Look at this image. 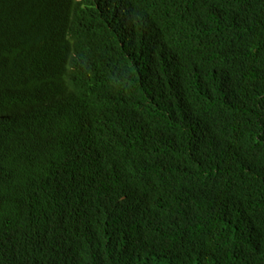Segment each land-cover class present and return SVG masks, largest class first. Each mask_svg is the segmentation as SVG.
I'll use <instances>...</instances> for the list:
<instances>
[{"label":"trees","instance_id":"trees-1","mask_svg":"<svg viewBox=\"0 0 264 264\" xmlns=\"http://www.w3.org/2000/svg\"><path fill=\"white\" fill-rule=\"evenodd\" d=\"M0 264H264V0H0Z\"/></svg>","mask_w":264,"mask_h":264},{"label":"bare ground","instance_id":"bare-ground-1","mask_svg":"<svg viewBox=\"0 0 264 264\" xmlns=\"http://www.w3.org/2000/svg\"><path fill=\"white\" fill-rule=\"evenodd\" d=\"M13 13H16V14H20L18 11H14ZM4 23L6 24V26L7 27H10V28H12V27H15V25L13 24V23H10L9 21H4ZM115 28V27H114ZM75 28H73L72 30H70V31H73ZM13 32V31H12ZM11 32V33H12ZM51 32V29L49 28V27H47V28H42V29H40L39 31H38V37H42V36H46V35H48L49 33ZM69 32V31H68ZM3 34H5V33H3ZM58 37H60V34L58 33ZM65 39L66 40H68L69 42H75V39H74V37H65ZM160 41V40H159ZM163 41V40H162ZM67 45H69V44H67ZM70 47H72L71 45H69ZM72 48H75V47H72ZM85 55V54H84ZM110 59V58H109ZM155 64V63H154ZM10 66H12V65H10ZM171 70V69H170ZM57 81H60V82H62L64 85H65V92H64V94L63 95H60V96H62L63 98H67V99H79V100H82L81 102H82V106H83V95H79V94H77V92L75 91V85H76V83L74 82V81H72V79H71V76H66L63 72H62V70L59 72V74H58V76H57ZM68 91H72V94L71 95H67L66 94V92H68ZM49 92H51L52 94H54V95H59V94H57L54 90H49ZM139 125V124H138ZM17 130V128H16V125H15V127L13 128V130L12 131H10V132H15Z\"/></svg>","mask_w":264,"mask_h":264}]
</instances>
